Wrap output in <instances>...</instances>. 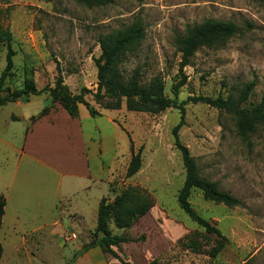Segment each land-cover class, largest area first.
<instances>
[{
    "label": "rangeland",
    "instance_id": "1",
    "mask_svg": "<svg viewBox=\"0 0 264 264\" xmlns=\"http://www.w3.org/2000/svg\"><path fill=\"white\" fill-rule=\"evenodd\" d=\"M138 19L145 25V39L129 54L123 66L126 76L139 67L144 83L159 76L165 94L173 97L172 85L182 77L176 37L208 19L229 21L238 26V33L195 53L184 68L187 79L179 101L237 95L252 81L256 85L245 105L264 98V0H116L91 7L76 0H0V26L11 31L15 52L6 84L20 89L32 80L39 88L54 86L62 74L70 93L90 90L85 97L101 113L91 117L79 105V120L91 136L88 168L79 157L83 142L75 135L80 130L74 129L72 144L63 135L69 132L63 120L56 126L41 122L25 138L29 123L64 109L48 93L0 105V118L10 120L0 126V138L10 143L0 140V194L8 198L0 228V264H94L84 254L74 262V254L90 240L101 201L113 202L129 186L147 192L153 207L126 230L109 219L112 234L145 236L113 247L123 258H116L119 264H147L156 258L161 264H264V125L244 140L234 115L204 102L185 104L180 141L203 177L242 202L217 204L192 190L193 209L214 224L223 239L206 232L178 204L186 177L173 135L180 109L131 112L125 101L120 109H107L95 100L99 38ZM7 54V44L0 40V75ZM28 116V122L23 121ZM25 139L30 155L19 162L11 144L22 145ZM100 140L103 147L98 146ZM131 140L136 152L142 147V167L127 176ZM54 220H61L60 225Z\"/></svg>",
    "mask_w": 264,
    "mask_h": 264
},
{
    "label": "trees",
    "instance_id": "2",
    "mask_svg": "<svg viewBox=\"0 0 264 264\" xmlns=\"http://www.w3.org/2000/svg\"><path fill=\"white\" fill-rule=\"evenodd\" d=\"M88 7L95 5H107L116 0H76ZM238 26L229 21L208 19L201 23L190 25L184 35L176 37L175 45L181 53L180 74L181 79L172 85L173 97L165 94V83L159 76L154 77L148 83L142 81L140 68L126 76L123 66L128 60L129 54L135 52L145 39V25L141 20H136L127 27L115 29L99 38L101 54L95 59L97 67V88L93 92L95 100L104 103L107 109H120L123 101L128 111L157 114L168 108L180 109V122L174 127V144L180 151L186 171V177L177 198L178 204L190 218L198 223L208 233H215L222 237L220 230L209 220L201 217L192 207L189 198L193 189L202 192L205 199L226 206H239L241 200L234 195L219 188L217 181H211L203 177L197 167L195 158L189 148L179 138V130L184 124L186 113L185 104L204 102L210 106L224 110L236 119L237 133L244 140H249L252 133L259 125H264V98L257 104L245 105L255 88V82L245 84L237 95L230 94L227 97L197 96L189 97L187 101H179L180 89L186 83L187 76L184 68L191 63L195 53L202 47H214L223 39L238 33ZM12 33L9 29L0 26V40L8 47L7 65L0 75V105L15 102L23 98L38 96L48 93L53 101H58L71 117L79 116V105H84L93 117L101 115L100 111L92 106L86 99L87 93H92L87 88H82L80 93L72 94L64 84V77L59 74L54 86L46 85L39 88L32 80H27L20 89H12L6 84V78L13 69V56L15 52L11 48ZM131 160L127 168V176L136 174L142 167V147L136 152L131 140ZM6 198L0 195V228L6 208ZM153 207L150 195L134 186H129L113 202L105 198L101 201L96 228L90 238L81 249L75 252L73 261L94 247H100L106 254H110L123 262V258L113 249L122 243L138 242L145 239L144 235L132 237L129 234H112L108 229L109 219H114L115 224L124 230L130 228L141 217L146 215ZM2 244L0 242V260L2 257ZM68 262L65 264H72ZM147 264H161L159 259H153Z\"/></svg>",
    "mask_w": 264,
    "mask_h": 264
},
{
    "label": "crops",
    "instance_id": "3",
    "mask_svg": "<svg viewBox=\"0 0 264 264\" xmlns=\"http://www.w3.org/2000/svg\"><path fill=\"white\" fill-rule=\"evenodd\" d=\"M79 118H80V111H79V116L76 118H73L70 116V114L65 109H59V110L54 109L49 114L43 116L38 121H36L33 125L30 126V123H29L27 125V132H26L25 138L27 139L29 137V135H32L34 130L37 128L36 126L41 122H45L51 126H56L57 124L60 123L61 120H63L69 126V132H67L63 135H65L66 139L70 140L72 144H74V135H75L74 129L75 130L78 129V131L80 130V133H77V135H75L76 139H78L79 135H80V137L82 138V142H83V147H82L81 154L79 155V157L82 156L81 160L84 159L85 165L89 168L90 158H91L90 147H89L91 136H89V134L86 131H84L83 126H82V121H80ZM28 119H29V116L27 118H24L23 121L28 122ZM59 119H60V121H59ZM7 122H10V120H8L7 118H0V126L6 125ZM74 123L76 124L75 127H74ZM72 128H73V130H72ZM26 139L22 143V145H17V144H13V143L11 144L14 151L17 154H19V156H20L19 162L23 159L24 156L30 155V150L28 151L29 144L27 145ZM0 140L4 141L1 138H0ZM4 142L7 144H10L8 141H4ZM99 145L101 147H103V142L101 140L99 141L98 146ZM98 146H97V148H98ZM18 165H20V163H18L17 166ZM77 167H78V165L74 164V170H77L78 169ZM59 173H60V175L62 174L61 171H59ZM89 173H90V169H89ZM11 189H12V187H11ZM8 191H11V190H8ZM0 195H2V194H0ZM6 201H8L7 197H6ZM6 208H7V205H6ZM6 208H5V213H6ZM4 220H5V214L3 217V221ZM60 221L54 220V221H52V223L54 222V224H58V222H59V225H60ZM38 227H42V225H40ZM97 248H99L100 250H98ZM86 256L93 258L94 264H119L120 263L114 256H110L109 254L104 253L100 247H94V248L88 250L83 255V257H86Z\"/></svg>",
    "mask_w": 264,
    "mask_h": 264
}]
</instances>
